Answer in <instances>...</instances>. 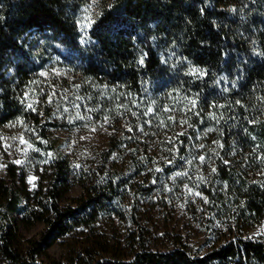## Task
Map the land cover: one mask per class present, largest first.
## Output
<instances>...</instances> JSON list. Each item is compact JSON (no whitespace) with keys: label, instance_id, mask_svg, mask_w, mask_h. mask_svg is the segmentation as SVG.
<instances>
[{"label":"trees","instance_id":"16d2710c","mask_svg":"<svg viewBox=\"0 0 264 264\" xmlns=\"http://www.w3.org/2000/svg\"><path fill=\"white\" fill-rule=\"evenodd\" d=\"M99 9L82 38L68 0H0V126L32 118L17 89L58 59L88 83L80 91L94 110L117 98L184 113L191 129L176 147L179 163L214 129L228 150L214 156L216 177L239 196V208L230 236L204 252L179 243L154 250L142 232L139 243L134 234L119 241L94 231L68 264H264V242L245 237L264 220V181L249 182L242 166L248 147L258 145L264 156V0H101ZM93 175L91 184L81 182L85 193L77 205L62 207L74 182L69 165L56 160L46 202L41 188L31 203L26 174L9 163L7 178H0L6 264H47L43 256L60 238L105 213L124 217L113 205L129 183L125 173ZM36 222L45 224L39 235L20 233L21 224Z\"/></svg>","mask_w":264,"mask_h":264},{"label":"rangeland","instance_id":"374dc122","mask_svg":"<svg viewBox=\"0 0 264 264\" xmlns=\"http://www.w3.org/2000/svg\"><path fill=\"white\" fill-rule=\"evenodd\" d=\"M68 1L74 10L71 17L85 38L99 14L101 0ZM84 81L62 61L50 60L29 85L17 89L21 104L32 118L18 117L0 126V178H7L9 163L16 165L26 174L31 203L41 188L39 198L46 202L56 160L69 165L74 182L60 200L62 207L77 205L76 200L85 193L81 182L91 184L93 174L105 180L111 174L125 173L129 181L113 205L114 210L124 212L122 219L115 211L100 215L95 225L79 227L60 238L43 260L47 264L52 260L68 264L82 251L80 245L91 241L94 231L119 241L134 234L139 243L142 232L144 241L154 250H167L179 243L193 252H204L228 238L239 196L216 177L214 156L222 157L228 150L222 148L214 129L204 131L196 149L189 150L187 158L179 163L176 147L191 129L184 113L168 110L163 114L162 106L151 107L138 100L130 103L125 98L109 99L105 109L94 110L91 99L80 91L88 84ZM113 144L117 148L110 154ZM244 152L249 158L242 164L248 181H264L262 148L256 145ZM199 156H205V161H199ZM134 167H140V171ZM178 172L187 175L177 176ZM44 228L43 222H36L30 227L21 224L19 230L31 238ZM245 237L264 242V220L246 230ZM0 264H6L1 254Z\"/></svg>","mask_w":264,"mask_h":264},{"label":"snow or ice","instance_id":"6c2138e0","mask_svg":"<svg viewBox=\"0 0 264 264\" xmlns=\"http://www.w3.org/2000/svg\"><path fill=\"white\" fill-rule=\"evenodd\" d=\"M192 104L195 105V100L192 101ZM29 107H31V105H29ZM77 116L79 117V113H77ZM79 118L83 119V117H79ZM105 119L107 120V117ZM129 131H131V129H129ZM141 131H143L142 128H141ZM209 131H211V129H209ZM198 159H199V161L204 162L205 161V156H199ZM260 159L264 160V156H261ZM225 163H227V162H225ZM0 167H3V166L0 165ZM157 171H160V169H157ZM213 171H215V169H213ZM176 175L177 176H179V175H187V173H179L178 172V173H176ZM201 179H203V178L201 177ZM189 191L191 192V190H189ZM194 194L197 195V196L200 195L199 192H196Z\"/></svg>","mask_w":264,"mask_h":264}]
</instances>
